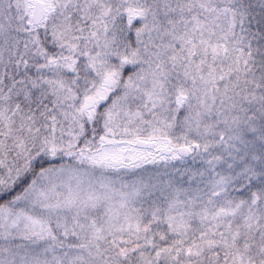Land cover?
I'll return each instance as SVG.
<instances>
[{"label":"snow or ice","instance_id":"1","mask_svg":"<svg viewBox=\"0 0 264 264\" xmlns=\"http://www.w3.org/2000/svg\"><path fill=\"white\" fill-rule=\"evenodd\" d=\"M0 264H264V0H0Z\"/></svg>","mask_w":264,"mask_h":264}]
</instances>
